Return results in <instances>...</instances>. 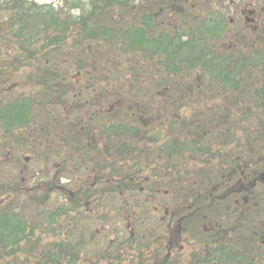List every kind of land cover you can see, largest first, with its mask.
<instances>
[{
	"label": "rangeland",
	"instance_id": "1",
	"mask_svg": "<svg viewBox=\"0 0 264 264\" xmlns=\"http://www.w3.org/2000/svg\"><path fill=\"white\" fill-rule=\"evenodd\" d=\"M23 1H27V4L34 8L50 7L60 15L61 21H66L67 9L64 8L63 0ZM181 5L187 6L186 10L181 13L179 9L180 15L170 17L172 26L180 27L178 29L187 26L188 30H194V18L203 17L214 10L218 15L226 14L231 24L230 32L236 33L240 28L245 30L243 39L236 36V40L229 41L221 36L216 42L219 49H227L231 45L238 52L242 51L241 58L247 60L244 66L242 65L240 77L236 75L237 80H232L230 84L221 83L199 65L202 62L199 57L202 56L198 54L203 53L207 46H212L215 37L208 41L204 39L206 46H199L203 49L195 50L194 53L183 50L171 59L164 54L154 55L140 48H131L129 44L125 45L123 38L118 37H125L126 30L135 26L133 12L132 15L123 14L120 19L117 17L120 11H117L111 22L100 25L104 33H110L117 38L103 34L83 41L79 37L85 35L83 30H77L76 27L70 30L69 23L60 29L61 33L64 30L60 34L59 30L52 27H43L45 20L37 19V15L32 21L37 30L29 26L24 36L6 35L3 32V23L8 14L0 10V107L24 100L31 113L27 118L29 123L24 125L26 130L19 129L20 131L16 132L17 135L22 132L24 137H15V131L8 130L0 122V205L4 203L0 213L7 207L10 215L17 212L20 220L26 223L25 234L32 227V239L37 238L38 241L34 247L24 242L21 247L6 250L4 246H8L10 240L0 233V264H47L49 259L55 257L53 254L57 257L61 255V264H67V258L71 264H133L127 249L115 250L110 241H114L119 232L124 234L126 225L134 226L135 234H138L139 238L143 233V229H140L143 228L142 225L150 224L155 227V237H158L161 232L159 223L168 224L167 213L172 209L169 199L171 198L173 207L178 203L183 204L179 199L177 202V197L170 187L176 179H181L185 171L197 175L200 167L208 165L207 163L222 165L230 156L242 162H264V94H261L264 84V0H189L188 4ZM137 7L135 12L139 11ZM189 8L196 11L195 15L188 12ZM74 11L75 17H80L81 12ZM112 22H116V29H112ZM62 35L64 44L58 46L59 42L53 43L56 37L60 38ZM198 36V33H193L191 39L196 42ZM23 39H34L36 43L26 46ZM48 42L53 44L49 46ZM91 47L92 53H86L84 49L90 51ZM61 49L66 55L55 56L57 50L56 53H62ZM46 50L49 55L44 57ZM74 52L79 53V56ZM31 53L37 55L30 58ZM83 59H86V65ZM56 60L61 62L57 68L59 78L62 79H59V84L63 82L64 77L63 84H67L66 89L74 96L78 93L76 101H73L75 97H70V94L64 95L61 91L54 93L53 87L61 89L63 84L54 86L49 80L46 84L37 76L38 68L39 75L45 73V69L49 67L44 63L53 65ZM19 62L22 64L18 65ZM254 90L261 93L253 96ZM88 102L95 103V108L99 107L105 112L100 117L101 120H109L115 125L120 123L116 128L119 137H126V121H129V128L136 129L137 134L130 138L128 146L123 148L122 152L105 153L99 161L93 151L83 157L84 169L74 168L63 150L54 152L57 150L56 146H59L58 142H63L60 130H64L66 125L70 124L69 121L75 118L69 112L71 106L81 107L84 112V105L91 107ZM108 107L114 108L110 114L107 112ZM85 120L86 116L82 121ZM203 124L212 127L217 125L219 131H212V134L208 132L201 137L197 132V125ZM47 127L52 128L48 131V136L53 145L43 147L40 155L37 147L40 143L44 146L45 142L34 143V137L31 138L29 133L32 131L34 135H45ZM40 138L42 139V136ZM117 148L118 146L114 150ZM64 161L68 166L64 165ZM110 162L124 165L123 169H126L129 178L138 180L137 185H127L132 192L121 190L120 195L116 194V203H113L112 210L111 204L108 203L110 198L106 195L100 212L91 202L89 208L94 212L90 214L85 213V207L71 208L69 202H66L65 210L68 213H65V216L60 215L62 200L58 199L60 196L56 187L63 185L65 180L71 177L70 190L74 186L73 182L78 186L89 187L96 183V173L99 174L97 180L102 177L115 180L116 173L105 169ZM177 174L181 176L178 177ZM186 180L187 178L181 179V184ZM6 183H21L26 189L37 186L32 193H36L39 205L42 198L45 200L51 197L52 200L42 203L43 208H40L38 203L33 207V201H29L23 188L17 193L13 191V186L5 188ZM103 183L104 181L98 184ZM152 184H156L153 187L154 194L149 190ZM261 189L258 198L261 203L255 214L263 223L264 188ZM130 197L136 214L125 213L119 218L116 214L120 207V198L127 201ZM225 206L227 207L226 204ZM227 209L231 213L239 210L232 206ZM41 211H45V216L40 217ZM190 213L191 211L185 212L187 215ZM199 213L202 216L213 215L202 204H199ZM221 214L220 212L219 215ZM102 215L105 220L100 218ZM111 217L116 218V222H120L124 228L114 229L108 222ZM49 218L53 220L50 221ZM236 219L235 216L233 220ZM223 223L226 231L230 230L232 234V247L241 254L252 253L248 241L243 239L247 228L235 227L239 231L237 232L231 229L232 221L224 219ZM0 224L1 227L4 226L3 220ZM9 228L10 226L6 225L0 232L8 231ZM189 233L186 234L187 242L184 241V235H180L176 240L177 247L171 252L179 258L176 260L175 257L171 263L190 264L191 260H195L194 264H205L207 257L211 256H214L213 264L224 263L223 254L227 250L220 247L223 242L226 245L228 240L215 239L209 250H206L197 239L193 240L191 235L188 236ZM157 243L153 239L147 244L143 253L147 260L153 254H147L146 251L148 248L156 251ZM257 245L255 262L264 264V239ZM156 246H159L158 251H161L162 255L166 253V245L159 243ZM127 248L131 249L133 257L139 255L136 248ZM234 256L237 258L236 254ZM234 256L232 255V258ZM252 256L255 257L254 252ZM102 257H105L104 261ZM48 264L55 263L49 261Z\"/></svg>",
	"mask_w": 264,
	"mask_h": 264
},
{
	"label": "trees",
	"instance_id": "2",
	"mask_svg": "<svg viewBox=\"0 0 264 264\" xmlns=\"http://www.w3.org/2000/svg\"><path fill=\"white\" fill-rule=\"evenodd\" d=\"M232 1V0H231ZM64 8L67 9V13L65 15L66 21L60 20V15L57 14L52 8L39 7L34 8L33 6L27 4V1L23 0H0V10L4 11L8 14V17L5 19L3 25L5 30L3 32L6 35L10 34L13 37L23 36L28 32V27L32 26L35 30V24L32 22L36 15L37 19L43 18L45 21L43 22V27H52L54 30H59L61 33V28L69 24V29H80L84 31V36L79 35L83 41H87V39L95 38L98 35H109L111 38L113 37L110 33H104L103 29H100V25L102 23L111 22L115 17V12H119L118 18L122 19L123 14L127 13V15H132L134 13L133 19H135V26L130 27L125 32V37L123 41L126 44H129L131 48H140L142 51H146L151 54H164L168 58H172L176 55V53L180 54L181 51L185 50L190 53H194L195 50L203 49L201 47L206 46L204 39L214 40L212 46L207 49H203L204 52L198 54L201 58V65L203 69L213 78L219 80V82L224 84L232 83V80H237L236 75L240 77V70L242 65L244 66L245 61H247L242 57V51H237L236 48L229 45L227 49L221 48L219 49L216 46V42H218L221 36H224V39L229 41L236 40V36H239L241 39L245 37V30L242 28L237 29L236 33L230 32L229 28L231 26L229 19L226 14L221 13L217 14L214 10L209 13H206L203 17H196L194 20L196 21V28L187 29L181 27L172 26V20L170 17L180 15L184 10H186L187 6L181 4H188L189 0H63ZM137 2V3H135ZM134 4H136L134 6ZM138 6V7H137ZM138 8L139 11L135 12V8ZM180 9V12L178 11ZM80 11V17H75L73 12ZM64 12V10H63ZM189 13L195 15V10L189 8ZM80 18V19H79ZM116 22H112V29H116ZM118 24V23H117ZM244 29V28H243ZM225 31V32H224ZM72 32V31H71ZM110 32V29H108ZM193 33H198L199 36L197 41L195 42L193 38L191 39V35ZM252 34V33H251ZM21 35V36H22ZM122 35H124L122 33ZM121 35V36H122ZM215 37V38H214ZM8 41V38L6 36ZM64 39L63 35L59 38L56 37L53 43L59 42L58 46L64 44L62 41ZM26 43V46H31L33 43H36V40H26L23 39ZM11 42V41H9ZM52 42H48V45H52ZM201 46V47H199ZM62 53H56L55 56H65L66 53L63 49ZM86 53H92L93 47H91L90 51H87V48L84 49ZM184 51V52H185ZM70 52V51H69ZM167 53V55L165 53ZM57 54V55H56ZM79 56V53L74 52ZM37 53H31L30 58L36 56ZM49 55L48 50L43 54L44 57ZM56 59V58H54ZM85 65L87 64L86 59H83ZM81 61V60H80ZM60 61L56 60L53 65L50 63H44L46 65L45 73L38 74L37 76L44 83L47 84V81H52L54 86L59 84V75L57 72V68L60 65ZM21 65L22 62L17 63ZM92 68L91 66H89ZM62 81V79H60ZM41 82V83H43ZM64 82V77H63ZM61 82L59 85H62ZM238 82V81H237ZM73 83V82H72ZM80 85H82L80 83ZM263 91L254 90L253 96L259 95V93L264 94V84ZM67 84H63L61 89H57L53 87L54 93L61 91L64 95L70 94V97L73 98V101H76L78 93L74 96L73 93L69 92L67 89ZM72 101V100H71ZM120 101V100H118ZM17 103H10L3 107H0V122L4 124L8 128V130H14L15 137H24V134L20 132L17 135V131L19 129L26 130L24 125H27L29 121L27 120L28 115H31L30 109L27 103H24V100H17ZM75 102H73L74 104ZM91 107L85 106V111L82 112V108H76L75 106H71L69 112L75 118L69 121V125L67 124L64 130H60V137L63 142L59 143V146H56V151L54 153H58L61 149L64 154H67V158L72 161V167L83 168L84 156H88L93 151L96 152L99 161L101 157L105 153L111 152H122L123 148L128 146L127 142L131 137L137 134L135 128H129L128 122L126 121L127 129H125L126 137H119L118 130L116 129L119 125L113 124L109 120H101L100 117L104 115L105 112L102 111L101 108L96 107L95 103L88 102ZM93 106V107H92ZM114 108L108 107L107 112L110 114ZM106 112V115L108 114ZM77 114V115H73ZM87 117V120L82 121L84 117ZM69 117V116H67ZM210 121V120H209ZM27 122V123H26ZM58 122V121H57ZM1 124V125H3ZM196 131L200 133L202 137L204 134L207 135L208 132L212 134V131H219L218 126H210L208 124L197 125ZM32 130V129H30ZM51 127H47L45 131L47 133L44 135H34L31 131L29 136L34 137V143L38 144L39 142H45L44 146L42 143L37 147L38 152L42 155L41 149L43 147H50L53 145L50 140ZM54 132L56 129L53 130ZM203 134V135H202ZM65 135V136H64ZM42 136V139L40 138ZM124 140V141H123ZM115 145V146H112ZM118 146L117 149L114 150ZM94 149V150H93ZM128 151L127 149H125ZM134 151V150H132ZM50 153V152H46ZM72 153V154H71ZM44 155V154H43ZM81 155V157L79 156ZM83 158V159H82ZM64 160V159H63ZM112 161V160H111ZM68 162V161H67ZM105 164V162H104ZM203 167H200L197 175L195 173L184 172L181 179H186L184 184H181V179L178 178L175 180V183L171 185V189L174 191L176 195V200L179 199L183 204L178 203L175 207L172 206V209L167 213L168 224L159 223L158 228L161 230L159 236L155 237V227L149 225H142L143 233L142 236L137 238L138 234H135L134 226L126 225L122 227L119 223L116 222V218H108L114 229L118 230L121 227L124 228L125 233H118L115 236L114 241H110V244H113V248L117 249H127L128 255L131 256V263L133 264H173L170 261H174V258L177 257L176 254L172 253L171 250L174 247H177L176 240L180 237V235H184V241L187 242V233L188 236H192V239H197L200 244H203L206 250H209L210 245L215 242V239L220 238L221 240H225L220 248H225L227 252L223 254L224 263L222 264H256L255 258L257 256L256 248L258 249V242L264 239V222H260V218L255 214L258 205H260L261 200L258 198L260 196V189L264 188V162H260L255 160L254 162H245L240 161L239 159H233L231 156L224 161L222 165H213L212 163H207ZM64 165L67 163L64 161ZM68 166V165H67ZM215 166V168H214ZM99 168V167H98ZM124 165L110 162V164L106 165L105 169L109 171H114L116 173L117 179H113L111 177H102L97 180V175L95 174V184L86 187L85 185H79L75 182L73 188L70 190V184L72 182V177L65 180L63 185L56 187V191L60 196L58 199L62 200L61 209L62 216H65L66 212V202L72 206L71 208L85 207V213L90 214V212H94V210L90 209V202L95 204L96 210L98 212L101 211V203L105 201V196H109V204H111V210L113 203H116L114 200L115 195H120L121 190L126 193H131L132 191L128 189L127 185H137V179L133 177L129 178V174L124 170ZM84 169V168H83ZM176 170V167L174 168ZM111 171V173H112ZM121 175V177H119ZM177 176H181V174H177ZM194 179L195 182L192 180ZM25 182V179H23ZM30 181V179H28ZM26 180V182L28 181ZM74 181H76L74 179ZM104 181L103 184L99 185V182ZM180 183V185H178ZM177 185L173 187V185ZM110 185V186H109ZM14 192H19L20 188L27 193L29 201H33V207L38 206L42 207V203L47 200H52L51 197L48 199H41L40 205L37 200V195L34 192V189H37V186L26 189L23 187L21 183H17V185H13L10 183L5 184L6 187H12ZM109 186V187H108ZM156 184H152L150 187V192L154 194V189ZM16 188H19L16 190ZM130 188V187H129ZM132 188V187H131ZM216 189V190H214ZM32 190L33 193H32ZM181 192V194H179ZM262 192V189H261ZM71 194V195H69ZM111 195V196H110ZM49 196V195H48ZM129 196H132L129 194ZM164 196V195H163ZM168 196V194H165ZM180 197V198H179ZM123 200L120 198L121 202L119 203L120 207L118 208L119 218L123 216L125 213L136 214L134 213L132 201ZM191 200V202H188ZM178 202V200H177ZM7 204V203H5ZM135 204V202H134ZM199 204H202L207 210L211 212L213 215H204L202 216L199 213ZM232 206L233 208L239 209L238 212H230L227 207ZM4 205V203H3ZM0 205V208L3 206ZM138 205V204H137ZM139 206V205H138ZM5 213L4 218V226L1 227L0 231L4 230L6 225H9L10 228L8 231L0 232L3 237L10 240L8 246H4L6 250H12L13 248L21 245L24 242L32 244V246L37 245V238L32 239L34 236V229L32 227L29 228L27 234L25 231L27 230L26 223L23 220H20L17 212L15 214H9V207L3 209ZM15 211V210H14ZM191 211L190 214H185V212ZM222 213L219 215V213ZM102 213V212H101ZM111 213V212H110ZM109 213V217H110ZM138 213V212H137ZM101 215V214H98ZM143 215V214H142ZM41 216H45V211H41ZM103 216V217H102ZM100 216L101 219L105 220V216ZM224 216L223 218H219ZM237 217L236 220H233L234 217ZM50 221L53 219L49 218ZM224 219L232 221L231 229L239 232L235 227H241L246 229L247 232H244V240L248 241L249 246H251L252 251L255 253V257L252 256V253L246 252L245 254H241L237 252L232 247V239L230 230L226 231L224 226ZM1 221V219H0ZM54 222H51L53 224ZM194 223V224H193ZM193 224V225H192ZM128 227L131 229L129 230ZM150 229L153 231H150ZM189 230V231H188ZM149 234V235H148ZM144 235V236H143ZM159 243H162L165 246L166 253L162 255L159 250V246H156V251L154 249L148 248L146 253H152L150 259L143 255L144 250L147 247V244L153 240ZM153 244V242H152ZM120 246H125V248H121ZM127 247H133L136 252L139 254L135 257L131 255V249ZM180 248L182 245L179 246ZM143 248V249H142ZM219 248V249H220ZM113 249V250H114ZM143 251V252H142ZM216 251V250H215ZM6 254V251H5ZM237 255V258L234 255ZM232 255L234 256L232 258ZM55 256L47 261L54 262L55 264H61V255L58 257ZM209 256V255H208ZM105 257H102L104 261ZM158 258V259H157ZM179 257L176 258V260ZM214 256L206 259L205 264H213ZM67 264H71L70 259L67 258ZM177 262V261H176ZM195 260H191L189 263L194 264ZM202 264H204L202 262Z\"/></svg>",
	"mask_w": 264,
	"mask_h": 264
},
{
	"label": "flooded vegetation",
	"instance_id": "3",
	"mask_svg": "<svg viewBox=\"0 0 264 264\" xmlns=\"http://www.w3.org/2000/svg\"><path fill=\"white\" fill-rule=\"evenodd\" d=\"M4 218H5V213L3 211V212L0 213V219H1L0 223H2V220L4 222Z\"/></svg>",
	"mask_w": 264,
	"mask_h": 264
}]
</instances>
